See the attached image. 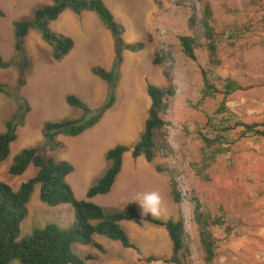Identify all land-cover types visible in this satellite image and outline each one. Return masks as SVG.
<instances>
[{
  "label": "rangeland",
  "instance_id": "rangeland-1",
  "mask_svg": "<svg viewBox=\"0 0 264 264\" xmlns=\"http://www.w3.org/2000/svg\"><path fill=\"white\" fill-rule=\"evenodd\" d=\"M204 5L211 11L210 25L217 36L214 56L217 64L210 61L207 42L199 25L192 29L188 27L192 7L201 19ZM117 6H123L124 14L130 16V24L126 20L124 41L143 42L145 48L139 53H125V65L119 72L117 105L111 114L108 112L95 133L141 134L150 106L146 85L153 84L162 89L172 85L174 95L168 98V109L162 115L166 125L155 131L156 153L151 164L155 169H161L159 174L165 178L166 188L160 193V215L154 218L181 219L184 249L179 256L182 263L205 264L200 228L191 203V198H198L205 213L221 216L225 222L222 228H209L217 245L213 264H264V138L252 134L241 137V128L234 126L236 123L264 126V0H204L202 3L194 0H121ZM7 16L13 19L9 13ZM117 21L121 23V19ZM2 25L5 29L1 27L0 30V56L13 63L8 69H0V84L12 94L8 97L0 94V134L4 132L5 121L22 109L23 99L30 107L24 124L17 128V140L11 145L9 157L0 165V180L16 191L34 176L35 168L30 165L21 176H9L7 171L13 157L24 148L37 146L42 154L58 160L60 150L53 152L45 145L43 126L47 122L83 117L82 110L67 105L65 98L70 94L77 96L91 110H97L103 103H97L95 99L97 80L105 83L92 72L78 75L73 72L75 68L66 66V61H54L48 53L40 52L39 57L29 55L32 68L24 71L23 84L19 87L22 58L13 48L10 25L7 21ZM143 28L146 32L137 31ZM179 36L194 38L197 45L195 60L184 55ZM155 57L161 58L162 62L154 64ZM203 73L218 90L225 79L240 85V90L225 98V112H219L223 95L201 99ZM203 137H218L216 141H219L207 148ZM79 146V152L68 146L62 149L76 166L75 179H69L74 196L77 200H86L82 187L88 183L83 178L87 155L82 151L83 145ZM216 149L225 152L210 158L211 151ZM93 152L89 157L98 165V158H94L96 150ZM128 153L126 161L131 166L136 162ZM140 159L144 160L143 157ZM106 163L108 168L110 164ZM128 166L129 163L124 173ZM135 167L138 169L137 164ZM97 178L89 183L94 184ZM125 179L121 190L123 199L98 197L91 202L101 207L106 215L129 205H135L143 215L137 200L144 192L151 191L152 182L127 173ZM171 182L181 193L179 204L173 202ZM39 188V185L35 186L27 204L28 214L20 226L19 240L48 224L68 229L74 220L69 204L50 207L42 203ZM122 226L138 246V256L133 249H125L119 242L101 236H94V241L102 245L104 252L77 244L72 249L81 258H92L86 264H168L164 260L171 256V242L164 229L142 220L126 221ZM226 227L230 230L228 235ZM148 257L157 260L147 263Z\"/></svg>",
  "mask_w": 264,
  "mask_h": 264
},
{
  "label": "trees",
  "instance_id": "trees-1",
  "mask_svg": "<svg viewBox=\"0 0 264 264\" xmlns=\"http://www.w3.org/2000/svg\"><path fill=\"white\" fill-rule=\"evenodd\" d=\"M155 1V0H154ZM202 3L204 0H194ZM66 10L76 15L84 11L93 12L101 20L104 26L110 31L114 40V62L112 69L106 71L103 68H92V74L106 83V100L97 110H91L75 95H67L66 103L83 111V117L79 120L63 122H47L43 126L42 135L45 145L50 151L59 148L58 136L75 137L95 126L103 115L112 108L115 103V89L119 79V72L123 63V53L125 51L136 53L144 49V44L126 43L122 36L124 28L118 22L102 0H51L50 5L36 8L31 19L16 21L13 23L14 45L16 54L21 56V79L19 87L23 84L22 76L24 71L30 67V63L25 54L24 40L29 31L36 29L40 32L41 38L51 47V57L54 61L61 60L73 47V41L50 30L49 25L54 22ZM196 10L192 7V15L188 19L190 29L199 25L206 40V47L210 53V61L217 64L214 59L216 53L215 40L217 38L211 25V11L208 6L202 8V17L198 19ZM0 10V17H3ZM179 44L184 55L191 60H195L196 42L193 37L179 36ZM161 58L155 57L154 64H160ZM13 61H5L0 56V69H8ZM203 89L201 99L213 98L217 94L224 97L220 105L219 112L226 111L224 101L241 87L236 82L225 79L221 90H218L208 79L207 74L203 73ZM0 94L10 96L4 85L0 84ZM146 94L150 99L148 117L144 123L143 130L131 147L117 145L108 150L105 160L109 162L101 178L87 191L88 199L98 195H106L110 192L116 177L121 171L122 156L130 151L133 159L143 156L147 162H152L155 158V131L162 129L166 123L162 115L168 109V98L173 97L174 89L169 85L162 89L152 84L146 85ZM12 95V94H11ZM22 109H19L11 119L5 121L4 132L0 134V165L9 157L11 144L17 140V128L24 124L25 116L30 112V107L25 99L22 100ZM89 117V118H87ZM223 124V122H222ZM218 125V124H217ZM223 126V125H222ZM235 127H240V136L246 134L264 138V126L257 123L250 125L236 123ZM215 128V127H213ZM203 142L207 148H212L219 140L217 138L203 137ZM224 150L216 149L211 151L210 158H216L223 154ZM32 165L35 174L26 182L22 183L18 190L14 191L8 184L0 180V264H10L18 261L19 264H86L91 257L81 258L72 249L77 244L89 246L99 252H104L103 247L93 240L95 235L103 236L112 241L120 242L125 249H135L126 231L121 226V222L142 219L143 221L155 226L164 228L172 244L171 256L164 263L183 264L179 253L184 249L183 244V221L160 220L151 215L141 216L137 208L129 205L119 212L105 214L103 209L91 202L77 200L71 186L66 178L73 172V166L67 161H58L53 157H48L40 152L39 147H28L19 151L12 160L8 168L9 176H21ZM161 172L160 168H156ZM39 185V200L50 206L57 207L69 204L74 211V222L68 229H63L56 224H48L43 229L34 230L32 234L19 240L20 226L27 217V204L34 191L35 186ZM171 195L175 204L181 202V193L175 183L171 182ZM193 205V215L200 228V242L204 252L205 264H213L216 257L217 245L210 227L222 228L225 222L221 216L212 217L202 210V204L198 198H191ZM228 235L229 227L225 228ZM155 257L145 259L147 263L156 261Z\"/></svg>",
  "mask_w": 264,
  "mask_h": 264
},
{
  "label": "crops",
  "instance_id": "crops-1",
  "mask_svg": "<svg viewBox=\"0 0 264 264\" xmlns=\"http://www.w3.org/2000/svg\"><path fill=\"white\" fill-rule=\"evenodd\" d=\"M102 1L111 11L116 20L121 19V24L124 27L125 33V25L127 23L126 20L130 24V16L124 14L123 6H117V2H120L121 0ZM50 4L51 0H0V9L4 14L3 17H0V30L1 27H3V30L5 29L4 25H2V22L7 21L11 27V30H13L12 25L14 22L31 19L33 11L36 8ZM5 9H7V11H5ZM8 13L13 16V19L8 18ZM49 28L52 32L64 37H68L73 41V47L70 52L61 59L62 61H59H66V66L69 67V69L71 67L75 68L73 71L74 73L78 75L90 73L92 72V68L95 67L103 68L106 71L112 69V64L114 61V40L109 30L93 12L84 11L79 15H76L73 12L66 10L58 17L56 21L50 23ZM137 31L142 33L144 31L146 32V29H138ZM24 49L28 58L30 54L39 57L40 52H46L51 56L50 46L42 40L40 32L36 29L29 31L25 37ZM29 62L31 65L30 68H32V63L31 61ZM97 81L99 85H97L98 90L95 93V99L97 103H101L106 95V84L103 85L99 80ZM111 110L108 111L109 114H111ZM108 112L105 114L100 123H98V125L82 133L81 135L76 137L59 136L57 138L60 142V148L58 149V151L60 150L58 161L70 162V158L64 153L66 150L62 149L64 147H71L74 152H79V149H81L79 145H83L85 148H82L83 153L87 155V157H85L86 162L83 161V168L84 171H86V174L83 176V178L84 181H88V183L82 187L84 193H87L88 189L93 185L89 183L90 180L94 179V177H98V180L106 171L107 163L104 160L105 153L118 144L131 145V143L139 137V133H95L98 129V126L102 123L106 115H108ZM136 136L138 137L135 139ZM95 150L97 154L94 155V158L95 160L98 158V165H96L92 161L91 157H89V153L92 155L94 153L93 151ZM128 156V152L124 153L122 156L121 172L117 176L111 191L106 195L96 196L89 199L90 202L95 201V199L98 197L111 198L118 201L123 199L121 190L124 189L126 173L128 175L141 176L146 181L150 179L149 181L152 182L151 191H157L160 194L162 190H165V178L156 172L155 167L151 163H148L144 158L143 159L145 161L140 159L142 157H139L135 160L133 159L136 163H132L130 166V162L126 161ZM70 163L72 164L73 162ZM127 163H129V166L126 173H124ZM135 164H137L138 169L135 167ZM72 165L74 167V172L70 174L71 177L68 176L66 179L70 184L72 181H69V179H75V174L77 172L74 163ZM90 175H93L92 178ZM86 200L88 199L86 198Z\"/></svg>",
  "mask_w": 264,
  "mask_h": 264
},
{
  "label": "clouds",
  "instance_id": "clouds-1",
  "mask_svg": "<svg viewBox=\"0 0 264 264\" xmlns=\"http://www.w3.org/2000/svg\"><path fill=\"white\" fill-rule=\"evenodd\" d=\"M1 10V9H0ZM111 12V11H110ZM96 15V14H95ZM113 15V14H112ZM101 21V20H100ZM123 26V25H122ZM124 28V27H123ZM110 32V31H109ZM55 33V32H54ZM148 34V33H147ZM41 36V35H40ZM123 36H124V33H123ZM123 36H122V38H123ZM148 36V35H147ZM13 37H14V35H13ZM113 38V37H112ZM123 40H124V38H123ZM45 42V41H44ZM125 42V41H124ZM46 43V42H45ZM127 43V42H126ZM131 43H139V42H131ZM141 43H143V42H141ZM144 44V43H143ZM14 45V44H13ZM51 48V47H50ZM144 48H145V44H144ZM144 50V49H143ZM143 50H141V51H139V52H142ZM127 51H125L124 53H123V63H122V65L124 64L125 65V53H126ZM139 52H136V53H139ZM128 53H130V54H134V53H131V52H128ZM66 56V55H65ZM28 58V57H27ZM52 58V57H51ZM132 58V57H131ZM29 61V60H28ZM114 62V61H113ZM30 63V62H29ZM121 65V66H122ZM112 66H113V64H112ZM110 71V70H109ZM103 81V80H102ZM104 82V81H103ZM118 82H119V79H118ZM105 83V82H104ZM106 84V83H105ZM153 85V84H152ZM117 87H118V83H117V86H116V89H115V96H116V99H115V103H114V105L112 106V108L115 106V104H116V101H117V95H116V92H117ZM158 87V86H157ZM106 94H107V86H106ZM70 95H73V94H70ZM149 98V97H148ZM106 100V95H105V98H104V100L102 101L103 103H104V101ZM150 100V99H149ZM101 102V103H102ZM150 102V101H149ZM102 103V104H103ZM68 105V104H67ZM117 105V104H116ZM69 106V105H68ZM102 106V105H101ZM100 106V107H101ZM71 107V106H70ZM99 107V108H100ZM150 107V106H149ZM111 108V109H112ZM110 109V110H111ZM110 110H108V111H110ZM149 110V109H148ZM107 111V112H108ZM106 112V113H107ZM105 113V114H106ZM105 114L103 115V117L105 116ZM103 117H102V119H103ZM101 119V120H102ZM100 120V121H101ZM100 121L98 122V123H100ZM98 123L96 124V125H98ZM95 125V126H96ZM94 127V126H93ZM92 127V128H93ZM90 130V129H89ZM88 131V130H87ZM86 132V131H85ZM81 135V134H80ZM79 136V135H78ZM140 136V135H139ZM59 137V136H58ZM68 137V136H67ZM76 137V136H75ZM139 138V137H138ZM58 140V139H57ZM138 140V139H137ZM137 140L135 141V142H137ZM135 142H133V144L135 143ZM60 143V142H59ZM133 144H131V145H127V147H131ZM12 145V144H11ZM118 145H123V144H118ZM117 146V145H116ZM126 146V145H125ZM11 148V147H10ZM59 148H60V145H59ZM58 148V149H59ZM57 149V150H58ZM54 152V151H53ZM128 152H130V151H128ZM106 154V153H105ZM130 154H131V152H130ZM47 156V155H46ZM48 157H52V156H48ZM132 157V156H131ZM140 157H143V156H140ZM54 158V157H53ZM139 158V157H138ZM144 158V157H143ZM55 159V158H54ZM145 159V158H144ZM57 160V159H56ZM135 160V159H134ZM146 160V159H145ZM154 160V159H153ZM152 160V161H153ZM68 162V161H67ZM147 162V161H146ZM70 163V162H69ZM148 163H151V162H148ZM71 164V163H70ZM72 165V164H71ZM73 166V165H72ZM74 168V167H73ZM122 168V167H121ZM73 172H74V170H73ZM72 172V173H73ZM121 172V171H120ZM157 172V171H156ZM71 173V174H72ZM157 173H159V172H157ZM104 174V173H103ZM120 174V173H119ZM118 174V175H119ZM102 177V176H101ZM100 177V178H101ZM117 178V177H116ZM67 179V178H66ZM67 181V180H66ZM116 181V180H115ZM115 183V182H114ZM69 184V183H68ZM95 184V183H94ZM93 184V185H94ZM114 185V184H113ZM113 187V186H112ZM90 189V188H89ZM88 189V190H89ZM112 189V188H111ZM111 191V190H110ZM87 194V193H86ZM98 196H102V195H98ZM96 197V196H95ZM87 198V197H86ZM88 199V198H87ZM91 199V198H90ZM84 201H88V202H90L89 201V199L88 200H84ZM137 202L139 203V205H140V207L142 208V210H143V215H151V216H153V217H155V216H159L160 215V211H161V204H162V200H161V196H160V194H159V192H157V191H148V192H144L142 195H141V197H140V199L139 200H137ZM174 202V201H173ZM92 203V202H91ZM133 206H135V205H133ZM126 208V207H125ZM137 208V207H136ZM138 210V209H137ZM28 211V210H27ZM139 211V210H138ZM28 214V213H27ZM73 214H74V211H73ZM143 215H141V216H143ZM179 218V217H178ZM73 219H74V215H73ZM157 219V218H156ZM169 219H171V218H169ZM169 219H167V220H169ZM138 220H142V219H138ZM160 220H162V219H160ZM173 220V219H172ZM178 220V219H177ZM133 221V220H132ZM143 221V220H142ZM164 221H166V220H164ZM73 222H74V220L72 221V223H71V225L73 224ZM126 222V221H125ZM143 222H145V221H143ZM121 223H123V222H121ZM147 223V222H146ZM147 224H149V223H147ZM149 225H151V224H149ZM121 226H122V224H121ZM151 226H153V225H151ZM123 227V226H122ZM158 228H160V227H158ZM123 229H124V227H123ZM162 229H164V228H162ZM125 230V229H124ZM165 230V229H164ZM126 231V230H125ZM127 232V231H126ZM165 232L167 233V231L165 230ZM95 236H99V235H95ZM167 236H168V233H167ZM101 237H103V236H101ZM129 237V236H128ZM168 238H169V236H168ZM129 239H130V237H129ZM93 240H94V237H93ZM170 240V239H169ZM112 241V240H111ZM131 241V240H130ZM116 242H118V241H116ZM171 242V241H170ZM120 243V242H119ZM131 243L132 244H134L132 241H131ZM99 244V243H98ZM102 246V245H101ZM136 247H138L137 245H135ZM131 249V248H130ZM134 251H136V253H137V256L139 255V249L137 248V250H135V249H133ZM171 252H172V244H171Z\"/></svg>",
  "mask_w": 264,
  "mask_h": 264
},
{
  "label": "bare ground",
  "instance_id": "bare-ground-1",
  "mask_svg": "<svg viewBox=\"0 0 264 264\" xmlns=\"http://www.w3.org/2000/svg\"><path fill=\"white\" fill-rule=\"evenodd\" d=\"M127 127H129V126H127Z\"/></svg>",
  "mask_w": 264,
  "mask_h": 264
}]
</instances>
